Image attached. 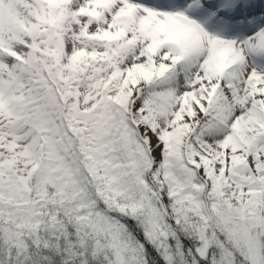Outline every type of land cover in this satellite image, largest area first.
<instances>
[{
  "label": "snow or ice",
  "instance_id": "obj_1",
  "mask_svg": "<svg viewBox=\"0 0 264 264\" xmlns=\"http://www.w3.org/2000/svg\"><path fill=\"white\" fill-rule=\"evenodd\" d=\"M0 264H264V0H0Z\"/></svg>",
  "mask_w": 264,
  "mask_h": 264
}]
</instances>
